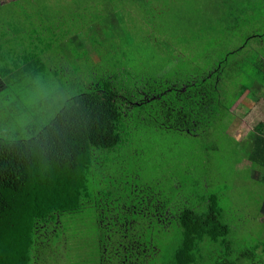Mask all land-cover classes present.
Wrapping results in <instances>:
<instances>
[{
    "label": "trees",
    "instance_id": "1",
    "mask_svg": "<svg viewBox=\"0 0 264 264\" xmlns=\"http://www.w3.org/2000/svg\"><path fill=\"white\" fill-rule=\"evenodd\" d=\"M206 2L212 8L176 0L171 19L162 15L157 27L148 13L142 15L141 0H128L129 17L146 26L136 32L137 25L129 23L128 41L108 35L118 26V0L0 4V95L7 87L25 91L46 75L45 82L56 79L60 93L69 96L47 124L29 119L16 137L0 138V264H257L258 256L263 261L264 232L254 247L233 257L227 242L232 227L219 209L223 197L233 196L230 188L203 211V203L188 207L180 188L162 200L140 184L116 195L105 189L94 194L85 185L92 183L88 174L96 150H122L160 130L200 138L205 150L223 140L226 151L245 153L237 162L264 186V122L241 140L228 132L240 98L264 99V0ZM91 11H98L95 18L79 14ZM59 40L63 45L56 46ZM127 45L149 48L147 58L160 68L151 69L152 75L133 69L145 58L128 61ZM245 49L249 53L235 59ZM65 63L74 74L65 73ZM83 65L92 73L77 71ZM261 212L263 226L264 202ZM171 224L181 237L167 258L161 245ZM214 245L224 246V258L206 260L205 249H219Z\"/></svg>",
    "mask_w": 264,
    "mask_h": 264
},
{
    "label": "rangeland",
    "instance_id": "2",
    "mask_svg": "<svg viewBox=\"0 0 264 264\" xmlns=\"http://www.w3.org/2000/svg\"><path fill=\"white\" fill-rule=\"evenodd\" d=\"M118 1L120 4L114 6L118 26L110 28L109 25L108 35L118 37L119 41L124 39L128 41L127 25L129 23L133 27L137 25L133 29L136 32L141 28L146 30V26L143 25V20L140 18H134L131 15L133 20L129 17L132 5L124 6L128 0ZM187 1L191 2L196 9L205 5L210 8L213 6V3L206 2V0ZM173 2L176 0H141L144 5L142 15L147 18L146 13H148L154 24L160 27L162 15L164 18L171 19ZM97 12H80L79 14L83 18L92 19L96 17ZM203 12L201 11L200 14ZM123 20L125 21L124 26L120 24ZM196 20L198 21V18ZM78 21L81 22L82 18H79ZM19 36H25V33ZM242 41V39L236 40V45ZM61 45L63 44L59 40L56 46ZM66 45L68 44L66 43ZM80 53L82 52L80 51ZM245 53L249 52L245 49L235 59ZM148 54L149 48L143 46L134 48L132 45H127L125 48V56L128 61L132 59L138 62V56L145 58L141 64L136 63L133 69H137L140 73L147 71L145 74L152 75L151 69L160 68V63L154 58H147ZM61 56L64 57V55ZM67 64L64 65L65 73L74 74V69L69 70ZM77 71H82L84 75L91 72L86 68V65L80 66ZM4 74L6 73H3V77ZM43 79H47L46 75L40 76V80L33 79L26 86L25 91L7 87V91L0 95V113L4 111V114H0V138L16 137L18 131L26 128L29 119L39 120L41 125L47 124L63 107L69 96L60 93L62 91L60 83L56 79L49 82H45ZM243 103L247 106H243ZM231 111L235 121L229 126L228 132L236 139H244L258 123L264 122V99L260 97L247 102L243 96L234 104ZM147 136L148 138L142 142H128L122 150H96L95 154L91 155L92 166L90 169L92 172L88 174L92 183H85L88 191L97 194L105 189L106 194L116 195L120 191L126 192L130 185L140 184L150 188L154 194L161 195L162 200H171L176 196L175 189L180 188L181 199H187L188 207L195 208L196 203H203L202 210L204 211L210 206L212 198L219 200L223 197L225 189L230 188L233 196L229 193L230 197H223L220 200L219 209H221L226 222L232 227L227 242L231 244L233 257H237V252L243 249L254 247L258 240L264 238V236L260 238V233L264 232V225L260 226L258 223L262 218L261 205L264 202V186L261 185V181L253 180L247 166L237 162L245 154L243 151H226L228 147L223 140L213 142L212 150H205L202 147L204 142L200 138L181 137L160 130ZM241 226H244V229L240 231ZM171 228H173L171 233L169 236L163 237L161 245L167 258L177 248L181 237L176 224H171ZM214 246L219 248L218 252L212 247L205 249L203 255L206 260L211 258L212 261H215L217 258H224L226 252L224 246ZM79 256V253L76 254L74 260H77ZM256 262L264 264V256L263 261L262 256L256 257Z\"/></svg>",
    "mask_w": 264,
    "mask_h": 264
},
{
    "label": "crops",
    "instance_id": "3",
    "mask_svg": "<svg viewBox=\"0 0 264 264\" xmlns=\"http://www.w3.org/2000/svg\"><path fill=\"white\" fill-rule=\"evenodd\" d=\"M10 1H13V0H0V4H4V3H8V2H10ZM36 20V19H35ZM51 54L52 53H48L46 56H45V58H44V60H45V62H46V60H47V58H48V61L50 62V57H51ZM50 55V56H49ZM49 65V64H48Z\"/></svg>",
    "mask_w": 264,
    "mask_h": 264
}]
</instances>
